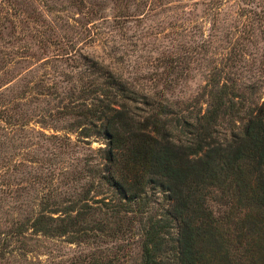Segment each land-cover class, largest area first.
Returning a JSON list of instances; mask_svg holds the SVG:
<instances>
[{"label": "rangeland", "instance_id": "1", "mask_svg": "<svg viewBox=\"0 0 264 264\" xmlns=\"http://www.w3.org/2000/svg\"><path fill=\"white\" fill-rule=\"evenodd\" d=\"M91 58L135 94L179 101L182 109L202 93L196 107L203 111L213 75L232 83L244 105L259 103L264 0H0V264H140L141 224L132 213L105 220L94 204L81 221L84 233L30 227L44 209L75 214L72 201L86 191L110 193L88 170L103 162L106 138L80 135L79 117L69 113L80 98L102 95L96 84L105 89ZM229 128L223 121L220 136Z\"/></svg>", "mask_w": 264, "mask_h": 264}, {"label": "trees", "instance_id": "2", "mask_svg": "<svg viewBox=\"0 0 264 264\" xmlns=\"http://www.w3.org/2000/svg\"><path fill=\"white\" fill-rule=\"evenodd\" d=\"M86 61L105 74V89L96 84L102 95L80 98L69 113L79 117L80 135L106 138L98 149L103 162L88 170L100 173L110 193L98 189L101 197L93 198L86 191L72 201L79 204L75 214L73 207L60 217L44 209L30 227L48 235L84 233L81 221L95 204L105 220L139 216L140 264H264V100L244 105L232 83L213 75L203 111L196 107L202 93L182 109L157 94L137 95L103 63ZM223 121L229 134L220 136Z\"/></svg>", "mask_w": 264, "mask_h": 264}]
</instances>
